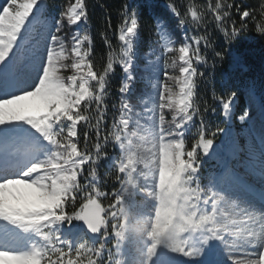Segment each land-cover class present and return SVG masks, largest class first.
Returning a JSON list of instances; mask_svg holds the SVG:
<instances>
[{"label":"trees","instance_id":"16d2710c","mask_svg":"<svg viewBox=\"0 0 264 264\" xmlns=\"http://www.w3.org/2000/svg\"><path fill=\"white\" fill-rule=\"evenodd\" d=\"M227 3L240 6L247 4L249 9H255L257 14L260 5L264 0H226ZM74 0H45V7L42 15L47 17L53 24L55 18ZM88 19L81 22L79 26L70 25L65 22L61 35L63 40L59 44L63 45L66 59L60 60L54 66L53 77L55 79L66 78L77 75L89 79V97L84 100L74 110L72 116L78 120V137L75 141L69 138L68 129L58 130L54 144V154L61 157L62 167L65 174H74L69 189L63 198L62 204L57 208V216L66 225L78 226L82 216L83 203L85 199L98 198L106 210L107 218L118 213V193L125 179L124 174L119 169V162L122 152L117 147L116 135L121 128L123 116L131 109V114L135 117L138 111L143 110L144 99L153 92L152 83H148L146 76L149 71L144 67L147 65L145 56L151 57L154 54L163 53L161 58L162 68L158 74L160 82L158 108V130L160 135L171 142H182L184 157L191 161V150L193 149L195 133L201 127L200 117L203 116L204 124L209 129L215 127L233 128L241 144H246L245 152L241 159L247 160L249 154L253 157V162H257L255 154L259 149H264V112L260 110L257 102L264 107V36L257 33L255 25L248 23V29L237 39L227 42L212 19L209 12V0H85ZM214 5L215 0H212ZM174 5L179 13V18L168 8ZM139 10L138 31L134 39L133 53L137 56V65L132 67L133 79L126 78L124 68V40L119 39V29L126 19L125 13ZM232 19L237 21L239 26L240 17L236 9H232ZM259 21H257L258 23ZM229 28L232 27L231 20L227 22ZM159 24H162L164 34L171 41L169 49L161 47L158 33ZM80 31L81 37L87 36V41L82 45L83 64L78 70L73 69L72 64L81 58H74L72 55V35ZM192 42L193 37H206L213 48L203 49V42L199 51L193 46L191 55L184 58V45ZM223 49L224 59L215 57L216 51ZM197 56H205L206 64L197 63ZM111 58L113 68L108 67ZM215 63V68L211 65ZM190 67L193 71V93L190 110L187 112L188 122L191 127L183 132L180 123L183 119L182 108L179 104V97L184 84L183 70ZM203 72L201 76L199 73ZM125 81L128 87L125 88ZM211 81V82H210ZM227 83L228 90L238 93V98L234 104L233 121H225L219 108L217 112L205 113L203 109L211 107L212 86L216 87L219 95L222 91L221 85ZM249 115L246 121H241L239 117L245 111ZM195 117V119H193ZM135 124L130 125L133 129ZM249 129V134L245 130ZM224 133V132H223ZM223 133L216 136L215 142L219 143ZM182 136V139L180 138ZM76 148L79 160H72L71 149ZM178 150V148H176ZM218 155L215 160H205L200 167L199 184L196 183L193 173L187 171L184 179V191H202L209 195L212 188L209 187L207 174L220 166L227 157L225 153L217 149ZM201 159H204L201 157ZM65 161V162H64ZM259 161V160H258ZM45 168L50 167L44 164ZM49 169V168H48ZM51 174L53 178L54 172ZM41 187L47 190L51 185L42 180ZM144 187H142L143 190ZM152 199L145 195H137L130 202L129 214L133 218L143 215L149 210L153 212ZM193 219L200 220L203 210L196 209ZM145 215V214H144ZM185 214L178 217L188 219ZM0 224L7 228L14 227L22 241H29L31 245L35 240L31 236L37 231L40 233L39 242L43 244V250L35 249L42 255L39 257L41 264H51V260H56L58 250L66 255L65 260L71 264H115L117 263L116 244L120 233V223L114 220L103 226L101 236L91 242L90 236L86 232H81L74 241L71 249L64 245L56 230V225L52 222H44L31 229L15 223L14 218L0 209ZM106 218V219H107ZM178 225L182 221L177 219ZM9 223V224H7ZM187 226L188 237L194 244L205 243L209 238V231L206 220L202 221L198 227ZM102 249V254L98 255L95 249ZM33 251V250H32ZM35 264V261L27 262Z\"/></svg>","mask_w":264,"mask_h":264},{"label":"rangeland","instance_id":"374dc122","mask_svg":"<svg viewBox=\"0 0 264 264\" xmlns=\"http://www.w3.org/2000/svg\"><path fill=\"white\" fill-rule=\"evenodd\" d=\"M2 2L3 0H0V3ZM158 33L161 47L169 49L171 42L164 35L161 24ZM135 38L136 32L132 34L125 32L124 68L127 79L134 78L132 67L137 65V56L133 53ZM183 54L185 58L189 55L185 49ZM162 56L163 53L154 54V52H151V57L145 56L147 65L144 69L149 71L146 80L152 83L153 92L144 99L143 110L138 111L135 117L130 113L131 109H128L116 135V144L122 152L119 168L126 176L118 197L120 210L110 218V221L114 220L121 225L116 245L118 259L116 264H149V260L152 259L148 256L149 250L153 249L154 245L159 247L160 244L170 246L174 250L178 249L184 255L186 264H209V262L230 264L225 251L237 252L256 237L264 236V200L259 198L260 193L264 192V177L259 174L252 175L245 168H241L240 171L244 173V184L234 188L231 193L216 192L214 194L212 191L208 196L201 191L197 193L184 191V177L191 167V161L184 158L181 143L167 142L158 130L157 105L160 82L157 77L162 68ZM192 78V71L189 68L185 69L184 85L178 99V105L185 115L181 121V128L184 131L188 129L186 114L190 110L192 99ZM86 80L87 83L82 81L81 86L76 89L79 95L70 97L74 101L71 105L66 103L65 92L53 76L50 77L45 87L17 102L20 106L32 108L25 115L40 123L41 128L49 135L44 137L31 125H27L24 120L19 121L20 126L13 128L8 134L10 147L4 157L20 161L21 166L27 161L26 166L36 163L39 167L29 170L27 175L31 177L30 179L20 176L18 172L22 170V167L18 168L17 174L13 176L20 180L19 185L13 184L6 187V181L0 182V208L28 223L42 224L47 221L54 223L57 232L60 233V239L69 249L72 248L80 231L76 227L71 228L63 224L57 216V208L62 204L75 175L65 174L60 156L53 153L55 139L60 128L58 127L57 132H51L50 122L56 123L60 119H65L66 122L65 114L71 113V110L89 97L90 80ZM127 87L128 83H125V88ZM4 104L5 102L0 100V117L5 114ZM259 107L264 112V107ZM73 120L78 123L74 117ZM132 124L136 127L130 129ZM249 132V129L245 130L246 134ZM233 139L239 140L235 130L226 129L217 148L227 155L228 146ZM70 152L72 159L79 160L75 147H72ZM261 153H264L263 148L255 154L257 173L261 167ZM47 163L51 166L48 167L49 169L45 168L44 171L42 165ZM51 169L54 172L53 178ZM42 180H46L47 185H51L50 189L47 190L48 186H45V189L41 187ZM142 187H144L143 190ZM137 195L151 198L155 212L149 210L133 218L129 214L130 201ZM87 201L85 199L83 206ZM197 204H201L200 209L203 210L201 217H210L205 225L209 231V238L215 237L221 241V243L216 240L212 241L211 254L205 255L203 259H197L190 254L200 249L203 240L198 244L189 240L188 237L191 234L188 228H184L189 224L186 221L180 222L181 219H188L178 217L182 214L193 216V213L197 211ZM194 221L197 220L193 219V225ZM38 231L35 232L34 237L31 236V239L35 240L33 245L23 243L16 246L10 245L11 238L6 235V232L0 230L4 234L0 233V239L3 241L0 247L12 246L24 252H31L35 249L43 250V244L39 242L41 237ZM91 238L88 239L89 242L95 240L92 235ZM94 252L101 255L102 249L96 248ZM153 252L155 254L154 249ZM2 255L0 254V257ZM26 261L21 260L16 264H27ZM0 264H4L2 258H0ZM153 264H158V260L153 261Z\"/></svg>","mask_w":264,"mask_h":264},{"label":"snow or ice","instance_id":"6c2138e0","mask_svg":"<svg viewBox=\"0 0 264 264\" xmlns=\"http://www.w3.org/2000/svg\"><path fill=\"white\" fill-rule=\"evenodd\" d=\"M45 7V0H3L0 3V100L4 104V116L0 117V160H2L9 151L8 134L20 126L18 123L24 120L27 125L41 133L44 137L49 133L41 128V124L34 121L25 113L31 111L32 108L20 106L17 102L28 98L31 94L39 91L45 87L50 77L54 74V66L60 60L66 59L68 54L65 53L63 45L58 42L63 40V32L65 22L70 25H77L81 22H86L88 19L86 12L85 0H74L67 8L59 13V17L55 18L54 24L42 15ZM169 10L179 18V13L175 10L174 5L168 6ZM236 9L239 15V26L237 21L232 19V9ZM209 12L212 13V19L215 22L217 29L223 33V38L227 42L237 40L246 29L248 23L252 22L255 25L257 33L264 36V4L260 5L259 14L255 9H249L247 4L243 5V10L240 6L227 3L226 0H215L213 5L212 0H209ZM126 19L121 24L119 29V39L125 40V32L132 34L138 31L139 10L126 12ZM232 22V27L229 28L228 21ZM257 21H259L257 23ZM72 55L74 58H81L83 53L82 45L87 41V36L81 37L79 31L74 33L71 37ZM184 49L191 55V49L194 46L197 51L201 49L203 42V49L213 48L206 37H193L192 42L187 41L185 37ZM216 59L223 60V49L215 52ZM197 63L202 62L206 64L205 56H197ZM83 64V59H78L72 64L73 69L78 70ZM108 67L113 68L111 58L108 61ZM215 68V63L211 65ZM201 76L203 72L199 73ZM42 77V78H41ZM87 83V80L79 74L69 76L66 78H57L59 87L65 92L66 103L71 105L74 103L70 99L72 95H79L76 89L81 86V82ZM211 82V81H210ZM39 84V87L36 85ZM222 91L218 95L215 84L212 86V106L203 109L205 113L212 112L215 114L219 108L225 121H230L234 112V104L238 98L237 91L228 90L227 83L221 85ZM249 113L246 110L239 119L246 121ZM65 119H60L56 123H51V132H57L58 127L62 130L64 127L68 129L69 138L75 141L78 137V125L73 120L71 113L65 114ZM195 119V117H193ZM201 127L194 134L195 140L193 149L191 150V167L190 172L193 173L197 184L200 182L199 172L200 167L203 166L205 160L212 159L218 155L215 145V138L218 134L225 131L224 128L215 127L209 129L207 124L203 122V116L200 117ZM188 127H191V121L188 122ZM246 144H241L239 140L233 139L227 149V157L222 161L221 165L215 170L207 174L209 187L212 188L213 193H231L236 187L244 184V173L240 168H245L246 171L252 175H260L264 177V153H261V167L259 173L256 171V166L253 162V157L249 154L247 160L241 159L245 152ZM203 157L204 159H201ZM197 164L200 167H197ZM22 167L18 173L20 176L30 179L27 175L29 170L33 167H39V164L31 163L27 166L21 165H6L0 163V182L6 181V187L13 184L19 185L20 180L11 174L15 168ZM261 200H264V192L260 193ZM0 219H7V217H0ZM210 219V217L202 216L199 221H196L195 226ZM83 225V221H81ZM189 226L193 225L192 217H188ZM93 231L95 229L93 228ZM219 241L215 237L208 238L206 243H202L200 249L194 250L191 255L197 259H203L205 255L211 254L212 241ZM221 243V241H219ZM0 243H3L0 239ZM155 251V254L153 252ZM150 249L148 256L153 261L158 260V264H180V261L174 258L177 252L174 248L165 244H160L159 247L153 246ZM202 249V251H201ZM230 261V264H264V236L256 237L247 246L241 248L237 252L225 251ZM0 254L4 264H16L21 260L35 261V264H41V253L33 250L32 252H24L16 250L12 246L0 247ZM71 253H62L58 250L56 260H51V264H71V261H66L65 256ZM238 257V259L236 258ZM211 264V262H209Z\"/></svg>","mask_w":264,"mask_h":264},{"label":"water","instance_id":"95a60500","mask_svg":"<svg viewBox=\"0 0 264 264\" xmlns=\"http://www.w3.org/2000/svg\"><path fill=\"white\" fill-rule=\"evenodd\" d=\"M104 213V207L97 199L89 201L83 210L81 220L83 221V225L80 223V230L88 231L93 235H98L101 232ZM93 228L95 231H93ZM175 251L177 252V255L174 259L180 261V264H185L183 261V255L179 254L178 250Z\"/></svg>","mask_w":264,"mask_h":264},{"label":"clouds","instance_id":"9594fccd","mask_svg":"<svg viewBox=\"0 0 264 264\" xmlns=\"http://www.w3.org/2000/svg\"><path fill=\"white\" fill-rule=\"evenodd\" d=\"M41 78H42V77H41ZM36 87H39V84H37Z\"/></svg>","mask_w":264,"mask_h":264},{"label":"bare ground","instance_id":"6f19581e","mask_svg":"<svg viewBox=\"0 0 264 264\" xmlns=\"http://www.w3.org/2000/svg\"><path fill=\"white\" fill-rule=\"evenodd\" d=\"M13 151V150H12ZM9 159V158H8ZM9 161H12V160H9Z\"/></svg>","mask_w":264,"mask_h":264}]
</instances>
